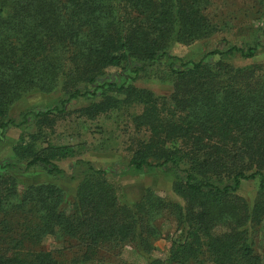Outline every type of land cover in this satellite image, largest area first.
<instances>
[{
  "label": "trees",
  "instance_id": "16d2710c",
  "mask_svg": "<svg viewBox=\"0 0 264 264\" xmlns=\"http://www.w3.org/2000/svg\"><path fill=\"white\" fill-rule=\"evenodd\" d=\"M209 1L0 0V129L15 124L11 111L28 95L60 92L45 110L22 115V122L28 114L46 121L53 111L64 112L70 100L94 93L89 86L106 68L125 63L137 75L166 55L171 43L189 44L214 33L217 27L203 13ZM256 2L264 25V0ZM260 48L264 36L244 46L224 38L197 61L175 57L178 62L167 64L173 75L168 94L103 83L126 101L143 104L133 120L149 135L129 165H169L172 189L184 206L167 203L149 187L131 205L103 170L87 162L66 211L60 186L48 181L19 189L14 174L0 170V264H100L94 259L101 251L125 241L147 252L157 235L154 221L173 207L180 230L169 264H262L249 228L264 215V61L229 60L253 58ZM122 101L105 96L81 111L93 116ZM14 148L21 149L27 169L43 165L50 176L64 173L55 160L73 155L68 146ZM247 179L258 181L252 208L237 193ZM46 235L63 240V249L73 254L41 249Z\"/></svg>",
  "mask_w": 264,
  "mask_h": 264
},
{
  "label": "rangeland",
  "instance_id": "374dc122",
  "mask_svg": "<svg viewBox=\"0 0 264 264\" xmlns=\"http://www.w3.org/2000/svg\"><path fill=\"white\" fill-rule=\"evenodd\" d=\"M256 3V0H210L203 13L206 19L217 27L214 33L189 44L171 43L166 55L158 58L137 75L130 71L125 63L118 67L106 68L100 80L89 86V91H95L94 93L70 100L66 103L64 112L53 111L52 116L49 115L46 121H39L33 114H28L27 121L22 122V115L27 111L45 110L61 96L59 91L31 94L19 100L11 111L15 124L0 129V170L13 173L19 189L27 184L48 181L60 186L64 190L62 207L66 211L71 209L78 180L83 173L82 170L88 167L87 162L96 169L103 170L107 179L116 187L117 193L123 195L131 205H134L144 189L149 187L167 203L183 207V199L172 189L175 176L169 165L142 169H134L129 165L135 149L149 135L145 127L137 126L133 120L134 115L142 111L143 104L126 101L122 94L101 85L105 82H116L118 85L133 84L156 95L170 93L173 75L169 72L167 64L171 60L178 62L175 57H180L184 61H197L224 38L230 43L244 46L253 42L255 38L264 36L262 8ZM229 60L236 65L263 62L264 49L260 48L253 58L235 55ZM105 96L113 98L116 96L125 101L93 116L81 111V108L93 102L102 101ZM50 118L53 119L52 123L48 122ZM20 144L32 145L35 150L50 145L68 146L72 148L73 155L55 160L64 173L50 176L43 165L26 168V161L19 156L21 149L14 148ZM8 163L15 164L16 168L13 170L4 167ZM237 193L252 208L258 197V181L243 180ZM176 217L173 207L172 211H164L154 221L157 235L151 239L149 251L143 252L135 241H125L115 248L101 251L94 261L100 264L121 262L169 264L167 256L180 230ZM3 225L1 222L0 227L3 228ZM249 232L253 240L254 253L264 264V215L260 222L249 228ZM39 242L41 249L62 251L63 257H70L73 254V250L63 249L65 245L63 240L51 235L44 236ZM30 247L33 248L28 243L27 249ZM54 253L59 257L57 252Z\"/></svg>",
  "mask_w": 264,
  "mask_h": 264
}]
</instances>
